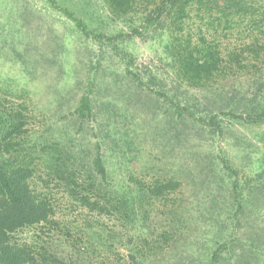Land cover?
Here are the masks:
<instances>
[{
  "label": "rangeland",
  "instance_id": "obj_1",
  "mask_svg": "<svg viewBox=\"0 0 264 264\" xmlns=\"http://www.w3.org/2000/svg\"><path fill=\"white\" fill-rule=\"evenodd\" d=\"M58 2L94 31L124 33L118 46L133 56L131 66L106 42L84 35L50 0H0V103H26L29 129L40 140L60 141L84 173L100 154L106 185L174 176L182 187L146 205L134 224L90 210L51 180L47 191L56 223L25 227L15 239L81 264H130L131 253L144 264H209L206 254L238 222L219 263L231 264L229 253L250 243L249 220L264 225V206L255 204L231 219L230 180L220 161L227 158L241 176L263 169L264 122L239 121L224 111L248 108L264 95V69L229 70L193 87L176 75L166 52L168 22L129 35L126 20L102 0ZM248 3V11L229 16V22L220 19L217 6L192 3L178 35L196 42L204 33L226 56L253 41L263 43L264 0ZM83 93L92 99V112L80 118L74 109ZM212 117L221 129L213 127ZM166 230L170 238L162 236Z\"/></svg>",
  "mask_w": 264,
  "mask_h": 264
},
{
  "label": "trees",
  "instance_id": "obj_2",
  "mask_svg": "<svg viewBox=\"0 0 264 264\" xmlns=\"http://www.w3.org/2000/svg\"><path fill=\"white\" fill-rule=\"evenodd\" d=\"M66 17L71 19L80 31L95 41L106 42L124 58L128 68L133 56L120 50L118 40L124 33L107 35L88 27L86 21L68 6L58 0H50ZM110 13L125 19L131 33L141 35L150 27L164 28L171 35L167 54L173 57L176 75L193 87H204L216 77L225 75L229 70L258 67L264 69V42L253 41L241 51H229L226 55L208 42L204 33L199 41L190 37L182 40L181 30L184 19L189 15L188 7L192 3L220 8L225 22L229 16L241 15L248 11V0H102ZM210 43V44H209ZM130 74V73H129ZM131 74H133L131 72ZM134 76V75H133ZM255 104L242 110L231 107L224 111L231 118L247 122H264V95ZM26 103L6 107L0 103V264H81L48 250L36 247L32 242L16 240L15 233L25 227L43 223H56L53 219L54 205L48 194V183L53 180L63 186L70 196L99 213L117 214L126 222L136 223L142 209L155 201L168 198L173 191L182 187V180L176 177H158L152 182L138 179L132 185H106V166L102 157L97 155L93 169L84 173L76 168L74 161L58 140H40L29 125L30 114ZM92 112V99L83 93L78 100L74 113L85 118ZM214 128H220L215 117L210 119ZM221 168L230 180L228 188L230 198L226 201L233 211L231 219L239 220L238 214L264 206V168L241 176L230 161L222 157ZM44 174V175H43ZM225 175V173H224ZM41 181H37V179ZM255 221V222H254ZM249 220L248 228L252 232L245 239L250 243L235 255L229 253L231 264H264V225L257 219ZM257 223V224H255ZM228 237L215 241V246L206 254L209 264H219L229 244L235 238L238 222H231ZM262 228V229H261ZM170 238V232L162 236ZM145 244L146 237H140ZM143 246V244H142ZM130 264H144L137 253H131Z\"/></svg>",
  "mask_w": 264,
  "mask_h": 264
}]
</instances>
